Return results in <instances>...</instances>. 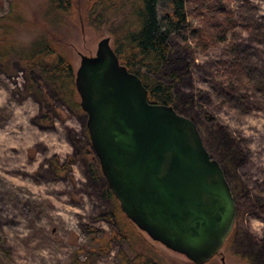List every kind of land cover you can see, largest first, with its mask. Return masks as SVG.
Segmentation results:
<instances>
[{
	"label": "rangeland",
	"instance_id": "rangeland-1",
	"mask_svg": "<svg viewBox=\"0 0 264 264\" xmlns=\"http://www.w3.org/2000/svg\"><path fill=\"white\" fill-rule=\"evenodd\" d=\"M74 8L71 21L49 26L48 0H0V16L18 19L20 46L48 37L50 30L73 72L79 55L92 56L100 39L109 38L111 46V23L122 20L118 15L88 25L84 1L76 0ZM227 9L236 27L225 42L193 51L186 37L200 24L188 16L182 32L168 36L155 78L170 86L174 111L193 123L232 191L230 233L235 231L206 264H264V96L230 85L214 72L234 49L250 85H264V0H235ZM11 68L8 76L0 68V264H119L120 255L132 259L135 253L155 264H191L135 227L140 239L109 240L121 217L117 211L116 218L108 215L114 205L103 194L105 181L91 173L87 149L80 151L85 115L70 112L37 79L39 94H25L23 73L14 62ZM40 113L50 115L51 125H34ZM50 159L72 163L66 172L53 173ZM101 238L108 242L107 252L92 253L93 240Z\"/></svg>",
	"mask_w": 264,
	"mask_h": 264
},
{
	"label": "water",
	"instance_id": "water-1",
	"mask_svg": "<svg viewBox=\"0 0 264 264\" xmlns=\"http://www.w3.org/2000/svg\"><path fill=\"white\" fill-rule=\"evenodd\" d=\"M73 85L91 150L123 216L191 264L219 255L235 206L193 123L170 106L148 103L107 37L92 56L79 55Z\"/></svg>",
	"mask_w": 264,
	"mask_h": 264
},
{
	"label": "trees",
	"instance_id": "trees-1",
	"mask_svg": "<svg viewBox=\"0 0 264 264\" xmlns=\"http://www.w3.org/2000/svg\"><path fill=\"white\" fill-rule=\"evenodd\" d=\"M76 0H48L50 15H45V22L61 25L71 21L74 16ZM85 5V21L88 25L104 24L109 17L120 16L122 20L110 26L112 37L111 49L120 65L128 72L136 75L147 93V102L172 107L170 86L157 78L161 65L166 57V40L170 34L182 32V27L188 16L195 19L200 27L189 30L187 39L193 51L203 53L214 44L225 42L226 34L236 27L230 20L231 12L227 9L229 3L235 0H83ZM125 13V14H124ZM18 19L13 15L0 16V68L5 75L12 72L11 65L16 63L23 73L25 94H39L36 79L42 82L70 112H81L73 85L74 72L66 55L57 51L55 40L50 35H43L31 41L27 46H20L17 41ZM187 39L184 38L186 41ZM228 62H217L214 66L216 76L230 85H237L244 91L251 90L264 96V85L256 88L250 85L235 56V50L229 49ZM174 110V107H172ZM34 125L45 128L51 125V117L40 113ZM202 142V141H201ZM81 150L86 148L91 155V173L101 175L98 163L92 153L87 134L82 141ZM84 147V148H83ZM204 147V146H203ZM206 150V149H205ZM48 166L53 173H64L72 163L58 164L48 160ZM224 176V175H223ZM103 193L114 205L109 212L110 218L121 217L117 228L112 232L110 241H127L133 237L139 238L134 226L123 216L118 204L105 186ZM231 195H232V191ZM233 197V196H232ZM113 216V217H112ZM124 229L126 230L124 232ZM235 231V230H234ZM232 231L224 241L233 234ZM103 239V240H102ZM108 240V241H109ZM96 244L92 253L107 252L108 242L104 238L93 240ZM135 241V240H134ZM75 264L86 262L74 261ZM119 264H155L150 258L135 253L132 259L120 255Z\"/></svg>",
	"mask_w": 264,
	"mask_h": 264
}]
</instances>
